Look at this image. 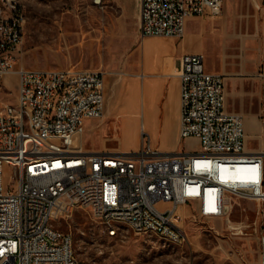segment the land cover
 Wrapping results in <instances>:
<instances>
[{
  "label": "built area",
  "instance_id": "2783aa9c",
  "mask_svg": "<svg viewBox=\"0 0 264 264\" xmlns=\"http://www.w3.org/2000/svg\"><path fill=\"white\" fill-rule=\"evenodd\" d=\"M224 1L139 0L140 32L181 38L188 19L216 17ZM26 24L25 4L0 0V92L8 75L18 77L16 101L0 109V264H81L72 233L57 226L78 206L92 208L110 234L133 220L140 233L156 227L186 242L181 204L197 199L200 214L213 217L225 213L228 193L264 200V150L246 151L244 117L227 110L225 77L206 68L203 53L184 54L179 67L180 137L198 139L199 151L163 153L145 142L144 123L139 149L92 151L84 135L88 120L105 115L104 73L18 68ZM236 165L252 175H222ZM259 255L264 264V233Z\"/></svg>",
  "mask_w": 264,
  "mask_h": 264
},
{
  "label": "rangeland",
  "instance_id": "374dc122",
  "mask_svg": "<svg viewBox=\"0 0 264 264\" xmlns=\"http://www.w3.org/2000/svg\"><path fill=\"white\" fill-rule=\"evenodd\" d=\"M228 1L230 10L226 5ZM248 1L226 0L223 11L216 17L205 16L187 22V39L206 45L204 55L208 66L225 72L235 64L239 75L245 73L239 40L253 28L252 16L245 13ZM26 10V35L18 68H76L104 73L105 115L98 120L96 131L88 135L87 147L137 150L143 137L144 121L148 132L145 142L151 139L163 153L184 148L200 150L199 141L187 139L172 150L171 145L177 140L175 133L170 125L165 127L161 120L150 118L148 106L138 124L126 117L128 109L120 107L126 78L139 76L142 79L145 72V37L140 32L139 0H26ZM231 37L239 39L238 42L231 45V41H227ZM230 81L235 91L228 94L229 104L244 111L259 109V105H247V93L242 92L243 85L249 86L247 81L250 80L229 79L228 89ZM17 82V75L7 76L8 86L0 92V109L4 103L16 101ZM237 88L241 89L239 94ZM262 123V120L245 121L248 145L253 150H264L260 138L248 137L253 131L259 134ZM12 174V168L6 166L5 185ZM226 204L225 213L213 217L200 214L197 199L181 204L179 213L188 234L186 242L140 233L127 223H119V232L112 235L90 207H76L70 216L60 218L57 226L72 233L81 264H260L264 200L228 193ZM159 206L168 207L171 203Z\"/></svg>",
  "mask_w": 264,
  "mask_h": 264
},
{
  "label": "crops",
  "instance_id": "0c3cea01",
  "mask_svg": "<svg viewBox=\"0 0 264 264\" xmlns=\"http://www.w3.org/2000/svg\"><path fill=\"white\" fill-rule=\"evenodd\" d=\"M226 1V0H225ZM224 1V2H225ZM260 2V5H258ZM26 6V0H24ZM140 4V3H139ZM248 9L245 11L248 15L252 16L253 28L244 35L241 40L231 37L227 41H231V45L239 41L242 42V48L244 53V66L245 73L239 75V70L236 69V65L229 69H222L217 67H210L207 65L205 58L206 68L211 72L221 73L225 77V94H226V108L230 112L240 113L244 117V121L262 120L264 122V3L261 0H249ZM230 10V2L226 3ZM27 11V10H26ZM223 11V9H222ZM214 18L210 15H205ZM201 16V17H205ZM200 18V17H195ZM190 18L189 20H196ZM28 20V17H27ZM187 21V22H188ZM27 27V24H26ZM187 30V24H186ZM187 32V31H186ZM26 35V29H25ZM167 38V39H166ZM188 44L191 46L188 47ZM144 73L143 78L139 76H133L126 78L123 88V98L121 103V109H128L126 114L127 118L139 123L142 113L145 117V110L148 106V115L150 118H157L161 120L162 125H170L172 131L176 135V141L171 145L172 150H175L183 140L180 137V111H181V98H180V77L179 67L181 64V57L188 53H203L206 50V45L199 41V43L189 42L187 34L185 33L181 38L173 37H161V36H148L144 38ZM238 74V75H236ZM236 76V77H235ZM236 78V81L240 78H246L248 85H243L242 92L247 93V105H259V109H250L244 111L242 109H236L233 104L228 103V94L233 93L235 89L232 86L227 88L229 79ZM245 83V81H244ZM251 83V85H250ZM140 87V90H139ZM237 93L241 92L240 88L236 89ZM140 92V94H139ZM106 81H105V98L107 100ZM259 103V104H258ZM106 110V102H105ZM125 117V118H126ZM98 120L90 119L86 122L85 129V147L87 150L101 151V150H114L106 148H89L87 147L88 135L96 131L99 125ZM144 123V121H143ZM137 124H134L136 127ZM145 124V123H144ZM145 127V125H144ZM146 131V130H145ZM142 133V130H141ZM249 139L260 138L259 142L264 144V124L261 125L259 134L255 131L249 134ZM187 140H196V138H186ZM151 140V139H150ZM143 141V140H142ZM142 141H139V148L142 145ZM153 146L154 142L151 140ZM157 147V146H155ZM138 148V149H139ZM246 151L249 153H257L260 151L253 150L249 147L246 137ZM178 152H195L189 151L186 148ZM252 166L237 165L233 168H224L222 171L223 176H229L236 180L248 179L253 172L250 171ZM210 195V194H209ZM213 194L210 197V201L213 199ZM180 206L177 209L179 213ZM184 221V218H183Z\"/></svg>",
  "mask_w": 264,
  "mask_h": 264
},
{
  "label": "bare ground",
  "instance_id": "6f19581e",
  "mask_svg": "<svg viewBox=\"0 0 264 264\" xmlns=\"http://www.w3.org/2000/svg\"><path fill=\"white\" fill-rule=\"evenodd\" d=\"M14 1H16V2H19V3H21V4H24V0H14ZM237 166V165H236ZM235 167V166H234ZM233 168V167H232ZM212 194H210V196H211ZM209 199H210V197H209ZM210 201V200H209ZM119 223H127V224H129L135 231H137V232H139V229H138V227H136V225H135V221H133V220H119L118 221V224ZM119 226V225H118ZM118 226H115V227H113L112 228V235H114V234H116V233H118L119 231H118ZM118 231V232H117ZM148 233H154V234H157V235H159V236H161V237H163V238H165V239H167V240H170V241H177V242H183V240H177L176 239V236H167V232L166 231H158V229L156 228V227H149L148 228Z\"/></svg>",
  "mask_w": 264,
  "mask_h": 264
}]
</instances>
